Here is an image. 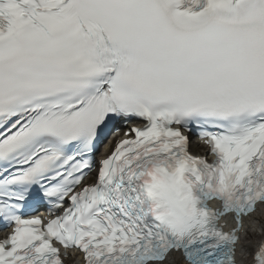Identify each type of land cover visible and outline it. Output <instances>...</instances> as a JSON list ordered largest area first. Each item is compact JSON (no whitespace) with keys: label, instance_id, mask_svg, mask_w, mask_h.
<instances>
[{"label":"snow or ice","instance_id":"6c2138e0","mask_svg":"<svg viewBox=\"0 0 264 264\" xmlns=\"http://www.w3.org/2000/svg\"><path fill=\"white\" fill-rule=\"evenodd\" d=\"M0 225V264H245L264 0H0Z\"/></svg>","mask_w":264,"mask_h":264},{"label":"bare ground","instance_id":"6f19581e","mask_svg":"<svg viewBox=\"0 0 264 264\" xmlns=\"http://www.w3.org/2000/svg\"><path fill=\"white\" fill-rule=\"evenodd\" d=\"M251 246H252V243H250V246H249V251H250V248H251ZM256 247V245L255 246H253L252 248H255Z\"/></svg>","mask_w":264,"mask_h":264},{"label":"rangeland","instance_id":"374dc122","mask_svg":"<svg viewBox=\"0 0 264 264\" xmlns=\"http://www.w3.org/2000/svg\"><path fill=\"white\" fill-rule=\"evenodd\" d=\"M253 241H254V242H258V239H257V238H253Z\"/></svg>","mask_w":264,"mask_h":264}]
</instances>
